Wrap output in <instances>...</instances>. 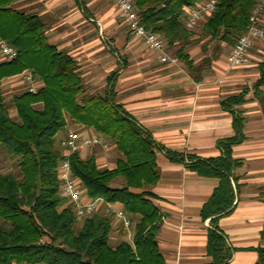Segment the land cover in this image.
<instances>
[{
	"label": "trees",
	"instance_id": "obj_1",
	"mask_svg": "<svg viewBox=\"0 0 264 264\" xmlns=\"http://www.w3.org/2000/svg\"><path fill=\"white\" fill-rule=\"evenodd\" d=\"M16 1L0 0V39L17 50L14 59L0 61V147L18 169V173L4 172L0 160V264H165L157 243L162 217L150 199L154 195L150 188L160 178L158 151L171 160L187 163L200 175L219 179L201 214L212 224L207 253L213 264H228L234 249L218 221L235 207V170L243 161L234 158L232 151L245 138L244 118L238 107L245 102L250 88L221 100L222 107L233 115L235 135L218 141L219 156L185 157L166 150L118 102V70L110 72L101 90L90 91L77 61L49 43L41 18L17 10L13 5ZM198 1L132 0L149 30L159 33L168 46L182 43L176 54L191 76L200 81L203 70L215 58L206 57L200 66L184 53L194 32L186 28L183 10ZM257 2L220 0L203 22L202 36H210L209 42L217 40L232 47L248 29ZM25 71H31L42 86L36 92L23 89L7 95L3 79ZM259 71L252 89L264 110V60ZM11 108L15 109L16 119ZM69 119L94 129L119 152L113 169L100 168L94 155L83 158L80 151L72 152L68 159L73 177L82 183L89 198L122 204L131 220V240L120 221L116 229L123 237L112 245L114 214L98 209L78 219L73 205L62 196L58 169L64 155L57 134L66 129ZM119 177L124 184L113 186L112 181ZM261 236L264 239V228ZM256 250L255 264H264V246Z\"/></svg>",
	"mask_w": 264,
	"mask_h": 264
},
{
	"label": "crops",
	"instance_id": "obj_2",
	"mask_svg": "<svg viewBox=\"0 0 264 264\" xmlns=\"http://www.w3.org/2000/svg\"><path fill=\"white\" fill-rule=\"evenodd\" d=\"M13 5L19 11L41 18L49 43L77 61L90 91L101 90L110 72L118 70L115 82L118 102L151 131L159 145L185 157L193 154L210 158L221 154L218 141L235 135L233 115L222 107L221 100L250 88L245 102L238 107L244 118L245 138L232 151L234 158L243 161L235 170L238 184L235 207L219 219L218 226L234 249L228 264H255L256 249L264 246L261 236L264 110L255 98L252 85L246 84L241 89L239 86L246 78L253 77L254 81L259 78L262 61L258 64L253 59L264 49V41L255 43L243 66L230 68L225 56L212 62L210 76L197 81L176 69L178 65L161 62L156 51L135 38L122 22L115 0H17ZM261 18L264 19V10ZM195 49L189 53L193 54ZM254 66H258L256 71L247 70ZM36 81L42 86L41 81ZM19 83L23 85V73L4 78L2 85L14 89ZM75 129L96 133L69 119L57 139ZM80 154L83 158L94 155L102 169L115 168L119 157L113 145L109 150L86 148ZM157 165L160 178L150 188L154 194L150 199L162 217L157 243L165 264H213L207 253L208 229L212 224L210 218L203 219L201 211L219 179L200 175L187 163L171 160L163 151L157 152ZM116 183H119L116 186L124 184ZM81 189L83 200H90L86 189L83 186ZM120 208L123 206L118 202L112 203L111 209L105 205L99 208L105 214H114L112 245L123 237L116 229L120 220L115 211Z\"/></svg>",
	"mask_w": 264,
	"mask_h": 264
},
{
	"label": "built area",
	"instance_id": "obj_3",
	"mask_svg": "<svg viewBox=\"0 0 264 264\" xmlns=\"http://www.w3.org/2000/svg\"><path fill=\"white\" fill-rule=\"evenodd\" d=\"M220 0H200L190 7L183 10V20L186 28L195 29L207 16L212 14ZM122 22L127 26L132 35L140 40L145 46L156 51L161 62L169 65H178L179 60L176 56L170 55L167 51L166 40L157 32L149 30L142 22L138 10L134 7L132 0H115ZM264 10V0H258L250 17L248 29L239 36L232 45L228 55L227 63L230 68L243 66L251 52V49L257 41H264V19L261 18ZM0 55L3 60H11L17 56V50L0 39ZM23 84L25 89L36 92L40 87L31 71L23 72ZM60 145L63 149L64 159L61 161L58 176L62 181L61 194L66 197L73 205L75 215L82 219L85 215L97 211L100 206L105 205L108 209L112 208V203H106L104 199L83 200L81 182L73 177L68 156L74 151H82L86 148L100 147L104 150L111 148L109 140L98 133H87L82 130H69L62 137ZM118 218L125 228L129 239L131 240V220L124 208L115 211Z\"/></svg>",
	"mask_w": 264,
	"mask_h": 264
},
{
	"label": "rangeland",
	"instance_id": "obj_4",
	"mask_svg": "<svg viewBox=\"0 0 264 264\" xmlns=\"http://www.w3.org/2000/svg\"><path fill=\"white\" fill-rule=\"evenodd\" d=\"M205 21V20H204ZM202 21L195 29H192V31L194 32V36L193 38L190 40L189 43H187L184 47V53H187L190 57L191 60L194 61V63L196 65H204V60L206 57H210V58H215L213 59V61L217 60V59H222L225 58V56L228 55L231 46H226L223 43L218 42L217 40H213L211 42H209V40L211 39L210 36H202L201 34V28H202ZM126 28V27H125ZM166 40V39H165ZM180 46H182V43H178L176 46H168L167 45V51L169 52L170 55L176 56L179 60V64L176 67V69L178 70H183L185 72H187L189 75H191L188 71V67L186 65V63L178 57V55L176 54L177 50L179 48H181ZM194 47H197V49H195L196 51L193 54H190L189 51L191 49H193ZM221 49V51H219ZM257 57H255V59H253L254 61H256L255 63H258L260 61L264 60V49H262L261 52L257 53ZM212 61V62H213ZM227 61V60H226ZM212 62L210 64V67L205 68V70H203V78L205 76H210L212 74ZM206 66V65H205ZM258 68V66H254L253 68H249L247 69L249 72H254L256 71ZM235 71V70H234ZM244 71V70H243ZM230 72H233L230 70ZM241 72V71H238ZM201 81V80H200ZM254 79L252 78H246V80H244V84L241 82V85L239 86V88L241 89L242 86H245L246 84L248 85H252ZM25 89L24 84H20L17 85L14 89H4V92L11 96L13 93L23 90ZM11 115L14 119H16V112L13 108H11ZM94 148H100V147H94ZM63 151V149H62ZM0 160H1V165H2V170L4 172H16L18 173V169L14 166L13 161L4 153V151L1 149L0 147ZM124 182V179L119 177L118 179H115L114 181H112V185L116 186L119 183L116 182ZM82 184V183H81ZM82 188V185H81ZM69 203V201H68ZM3 223V220L0 219V225ZM126 237L129 239L128 234H126ZM132 238V236H131Z\"/></svg>",
	"mask_w": 264,
	"mask_h": 264
}]
</instances>
